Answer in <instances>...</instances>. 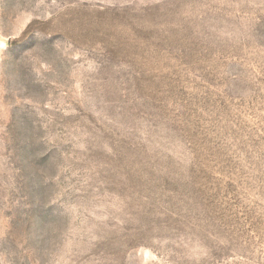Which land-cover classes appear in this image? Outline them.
Masks as SVG:
<instances>
[{"label":"rangeland","instance_id":"rangeland-1","mask_svg":"<svg viewBox=\"0 0 264 264\" xmlns=\"http://www.w3.org/2000/svg\"><path fill=\"white\" fill-rule=\"evenodd\" d=\"M0 264H264V0H0Z\"/></svg>","mask_w":264,"mask_h":264}]
</instances>
